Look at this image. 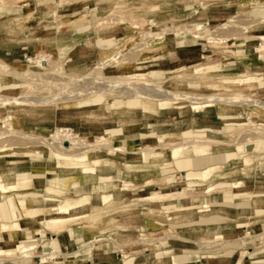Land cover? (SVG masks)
<instances>
[{
    "label": "rangeland",
    "instance_id": "obj_1",
    "mask_svg": "<svg viewBox=\"0 0 264 264\" xmlns=\"http://www.w3.org/2000/svg\"><path fill=\"white\" fill-rule=\"evenodd\" d=\"M169 1L0 0V148L13 145L30 147L0 153L1 166L30 173V158L38 156L39 148L45 147L41 142H46L48 138L57 142L63 138L71 139L80 148L79 151L96 150L101 157H107L108 147L115 146L120 156L113 159L108 155L114 161L112 164L101 163L96 174L86 173L89 180L81 186L79 194L74 192L72 182L62 192L46 191L50 185L46 177H53L57 170L53 153L52 161L41 163L43 177L40 176L37 182L31 181L19 193L39 197L40 205H46L45 197L63 201L67 197L90 195L93 193L92 184L107 177L115 185L110 186L105 195L126 191L124 200L110 197L106 205L103 198L98 197L94 204L102 206L99 210L101 217L95 215L91 205L84 206V213L68 224L72 230L76 229L78 236H74L72 231L67 234V246L63 252L57 240L60 233L53 235L41 228L22 233L19 237L23 246L21 252L9 256L0 250L2 264L16 260H21L22 264H64L66 257H70V262L68 260L65 264H93L92 256L105 249L113 254L110 257L107 255L108 260L116 264H126V260H132L130 264H138L142 259L156 256L166 258L167 264H183V258L196 260L203 256L202 249H217L220 246L226 249L237 246L230 264H254L255 259L264 254V142H259L264 140V108L260 106L264 103V59L261 58V62L255 65L250 57L240 60L236 52L261 43L259 46L263 45L264 53V40L260 38L264 34V5L242 6L237 0H172L173 4L167 6ZM124 25H128L125 27L127 30L121 28ZM131 25H137V28ZM106 26L118 28L97 35ZM172 35L174 41L168 42L167 56L163 57L160 53L154 60L151 46L171 39ZM126 38H131L130 44L117 54L116 46ZM212 38L224 40L217 43ZM111 52L114 57H110ZM250 52L247 50L245 53ZM13 62H17V66ZM124 63L132 68L121 69ZM210 65H217L218 69L196 72V68ZM248 76L252 80L246 81ZM225 78L237 81L224 82ZM95 79L99 82L97 86L94 85ZM239 79L244 80L240 82ZM130 87L133 89H128ZM95 88L105 93H97L99 91ZM127 89L130 98L126 94L129 92ZM137 89L144 96L146 91L151 92L150 89L157 91L148 95L153 97L155 109L128 108L124 103L119 106L124 112L114 116L111 101H127ZM163 90L177 94L178 99L174 100L178 105L184 104L189 108L182 122H177L175 118L177 105L168 115L157 108L156 99L162 97ZM123 91H126L125 94L121 93ZM136 92L138 90L134 91L132 98ZM209 97L229 99V103L225 104L228 109L223 111L225 116L212 106L209 107L211 115H196L199 124L195 125L193 115L196 111L190 108L191 103L203 102ZM21 100L26 102L19 103ZM208 103L214 104L215 101ZM18 108L27 112L20 113L19 121L14 123L10 111ZM69 115L73 118L55 122ZM129 118H134L129 122L131 129L124 130L125 123L118 120ZM43 120L50 122L47 132L40 129L45 128ZM90 125L98 130L84 132L83 129ZM184 130L192 131V135H200L207 141L211 153L208 156L219 157L216 163L203 161L193 168L200 171L209 165L217 166L208 178L195 181L198 184L196 188L189 187L187 190V197L197 201L193 209L195 212H172L174 218L169 220L166 214L156 217L142 207H126L130 204L127 202H134L128 195L162 192L164 189L173 193L168 205L184 206V199L179 200L176 191L182 190L188 183L189 168L184 167L185 163L198 159L191 152L193 144L190 143L194 137H185ZM242 134H245L244 141ZM255 141L256 144L259 142L258 148L252 143ZM177 144L183 146L182 151H188L187 155H171V149ZM239 145H245V148L239 150ZM247 145H252V149H248ZM127 151L137 156L144 153L147 157L154 153H166L167 156L158 157L163 163L160 167H151L147 175L135 177L131 176L134 171L123 164L129 161L125 157ZM9 158L15 159V163H8ZM79 174L77 171L75 176ZM235 183L238 187L232 186ZM17 193L0 194V202ZM203 205L211 207L202 208ZM209 208L212 210L203 216L201 210ZM146 221L153 226L144 228ZM222 225L225 226L224 231H207L208 227ZM218 233L223 236L215 238ZM99 234L105 236L99 239L101 242L97 239ZM46 248L48 252L44 251ZM70 252L77 254L66 256ZM209 255H213L212 252ZM173 257H176V262ZM42 259H47V262L43 260L40 263Z\"/></svg>",
    "mask_w": 264,
    "mask_h": 264
},
{
    "label": "bare ground",
    "instance_id": "obj_2",
    "mask_svg": "<svg viewBox=\"0 0 264 264\" xmlns=\"http://www.w3.org/2000/svg\"><path fill=\"white\" fill-rule=\"evenodd\" d=\"M56 1L59 2V0H56ZM237 2L240 3V5H242V6H248V5L256 6V4L264 5V0H237ZM172 4H173V2H172V0H170L169 4H167V6H171ZM127 26L128 25H124L121 28L127 30L125 28ZM131 26L137 28V25H131ZM195 27H197V29H200V26L197 25V24H195ZM117 28L118 27H116V26H106V27L102 28L101 31H98L97 35H103V34H106L108 32H112L114 30H117ZM179 34H180V32H179ZM260 38H261V40H264V34H261ZM130 39L131 38H126L123 42H121L118 46H116L117 54H121L122 51L124 50V48L128 47V45L131 42ZM212 39H213L214 42H217V43H220V42L222 43L223 40H224V39L215 40L214 38H212ZM166 41H167V43H166ZM173 41H174V38H173V35H172L171 39L167 38V40L166 39L163 40V41L161 40L160 42L153 44L151 46L153 48V53H154L153 59L157 60L156 57H158L160 53L162 54L163 57H166L167 56V47H168L169 43H172ZM260 44H255L252 47L246 48V49H238L236 52L239 55V59L240 60H244L245 57L246 58L250 57L249 59H250L251 63H253L255 65L259 64L261 62L260 59L261 58L264 59V53L262 51L263 50V45L261 47V46H259ZM247 50H250L251 52L246 54L245 52ZM138 52L140 53L141 50H139ZM110 57H114L113 52L110 53ZM204 58H205V56H204ZM154 63H156V62H154ZM12 64L17 66L18 63L17 62L16 63L13 62ZM219 64H221V63H219ZM217 65L199 67V68H196V72H199L201 70L208 71V70H212L214 68L218 69ZM109 66H111V65L109 64ZM139 67L140 66H138V68ZM129 68H132V67L128 63H124L123 66L121 67V69H129ZM219 69H220V67H219ZM154 78H155V76H154ZM102 80L105 81V83H107V84L109 82V80H108V82L105 79H102ZM243 80L244 79H239L240 82L243 81ZM245 80L246 81H250V80H252V77L248 76V77L245 78ZM233 81L236 82L237 79L225 78V80H224V82H233ZM90 82H91V79H90ZM95 82H96V79H95ZM100 82H102V81L100 80ZM120 82H121V84L123 83L122 81H120ZM120 82H119V84H120ZM92 83H94V82H92ZM97 83L99 84V82H96V84L94 83V85L97 86L98 85ZM127 83H131V82H127ZM89 85H88V87H89ZM124 85L127 86L126 83ZM132 85H135V84H132ZM118 86H120V85H118ZM146 86H149V85H146ZM151 86L153 87V86H156V85H150L149 87H151ZM136 87H137V85H136ZM106 88L107 87H105V89ZM117 88L118 87H116L115 89H117ZM122 88L124 89V87H122ZM192 88H194V87H192ZM87 89H89V88H87ZM87 89H86V91H87ZM128 89H133V88L130 87ZM134 89H135V87H134ZM93 90H94V88L91 91H93ZM111 90H113V89H111ZM125 90H126V87H125ZM137 90H138V93L136 92L135 97L132 98V96H133L132 94L134 93V91H137ZM137 90L133 91V93L131 94V99H128L127 101L112 100L111 104H110L111 113L114 116L117 115V114L123 113L124 111H122V110L120 111L119 106L121 104H124V103H126L129 106L128 108H133L134 106H140L144 111H146V110H154L155 109V107H154L155 106L154 105V99H153L152 96L148 97L149 93L151 95V92H153L154 90L152 89L153 90L152 91L150 89L151 92H149V90L146 91L148 94L145 93L146 94L145 96L142 94L143 93L141 91L142 89L140 90L142 93L139 92V89H137ZM89 91L90 90H88V92ZM97 91H99V90H97ZM163 91L165 92V90H163ZM107 92H109V90ZM117 92H119V91H117ZM125 92L123 91L121 93L125 94ZM156 92L157 91H155L153 93L155 94ZM92 93H94V92H92ZM97 93H102V91L101 92L99 91ZM104 93H102V94H104ZM129 93H130V91L126 93L127 96H128ZM94 94H96V92ZM107 94L109 95L110 93H107ZM184 94H183V96H184ZM193 95H194V93H193ZM121 96H126V95H121ZM159 96H161V95H159ZM185 96L188 97V95H185ZM236 96H238V95H236ZM113 97L114 96H112L111 98H113ZM116 97H119V96L117 95ZM234 97H235V95H234ZM121 98H123V97H121ZM128 98H130V94H129ZM174 99H178L177 94L171 93V92H165L162 95L161 98L156 99L158 101V103H157L158 107L157 108L159 109V111L161 113L168 115V114L172 113L171 112L172 108H174V106L177 105L176 106L177 109H176V112H175V114H176L175 118H176L177 122H182L184 120L185 115L189 112V108L186 105H184V104L183 105L182 104L178 105L177 101H175ZM182 99H184V98H182ZM188 99H190V98H188ZM203 99H201V100H203ZM236 99H238V98H236ZM212 100L215 101L214 104L213 103H208L209 101L212 102ZM228 101H229V99H224V98H219V97H214V98L209 97V98H207L206 101H203V102L193 101L191 103V107L190 108H192V109H194L196 111L194 113V115H193L194 124L195 125L199 124L196 115H198V114H203L205 116L211 115L212 109L209 108V107H212V106L215 107V109L217 110V112L220 115L225 116L223 114L224 113L223 111L228 109V107L226 106L227 105L226 103ZM234 101H235V99H234ZM234 101H232V102H234ZM236 101H238V100H236ZM239 101H241V100H239ZM25 102L26 101L21 100L19 103H25ZM36 102L34 101V103H36ZM250 102H251V100H250ZM203 103H205V104H203ZM252 103H253V101H252ZM252 103H250V104H252ZM239 105H241V104H239ZM260 106L262 108H264V103L263 104L261 103ZM231 108H233V107L231 106ZM23 112L24 113L27 112L26 109H21V108L19 109L18 108V109H14V110L10 111V115H11V118L14 120L13 121L14 123L19 121L18 116L20 115V113L22 114ZM64 118L65 119H72L73 116H70V115L69 116H63V117H61L59 119H56L55 122L56 123H61V122L64 121ZM248 119H249V117H248ZM132 120H134V118L120 119V120H118V122L125 123L124 127H123L124 130H129V129H131V125H129V122H131ZM86 121L87 122H92V121H89V120H86ZM49 123H50L49 120H43V124L42 125H44L45 128L40 127L42 125H40L38 127H40L41 130L47 132V131H49L47 129V125ZM97 130H98V128L96 126H92V125H90L87 129H83L84 132H91V133H93L94 131H97ZM209 130L210 129H208V131ZM197 131H199V130H197ZM205 131H207V130H205ZM215 131H217V130H215ZM191 132L189 130H184L183 135L185 137L190 136V139L192 138V136L194 137V140L192 141V143H190V144H193L192 147H191V152L198 159H193L191 161H187L186 163L184 162L185 163L184 167L189 168V169H187V180H188V183H187V186L185 188L183 187L182 190L176 191L177 194H178L177 196H180L179 200L184 199L183 200L184 201V206L171 207L170 205H168L170 203V200H172L173 193L171 191H168V190L164 189V191H162V192H153V193L128 195L129 199L131 198L132 200H134V202L133 203L131 201L127 202V203H130V204H126L125 205L126 207L131 208L132 206L133 207L134 206H139V207H142L143 210L146 209L148 214H154L156 217H160V216H162V214H166L165 216L169 220H172L174 218L173 215L171 214L172 212L173 213L177 212V214L178 213L179 214H184V213H187V212H191V213L195 212V210H193V209L195 208L197 201L194 198H190V197L188 198L187 197V190H188L189 187H192L193 189L196 188V186L198 184H196L195 181L199 180V179L208 178V176L210 175L211 171L213 169H215L217 166L214 165V164L213 165H209V166L205 167L203 170H200V171H195L193 168L196 167L197 165H200V163H203V161H207V162L209 161V162H215L216 163V161L219 159V157H217V156H208L211 153L209 152V144L207 143V141L204 138L200 137V135H192ZM233 134H235V133H233ZM253 134H255V133H253ZM257 134L258 133H256V135ZM242 135H244L242 137L243 141H244L245 134H242ZM238 137H240V136H238ZM45 141L46 142H41L42 144L45 145V147L39 148L40 150H38V153H37L38 156H34L33 155V157L30 158V163L32 165V170H31L30 173L19 171L18 169H14V168H3L1 166V163H0V194H10V192H14V191L18 192L15 196L8 195L3 202H0V250H3L6 253V255H9V256L14 255L16 252H21L20 249L23 246L21 245L22 244L21 241H19V237H21L23 235L22 234L23 232L31 231V230H35L36 231L37 229H41V228H44L46 231H48V233H52L53 235H55L56 233H60V236L57 238L58 243L60 245H62V246H67L66 243H65L66 236H67L68 233L70 234L71 231H72V228H71L72 226H69L68 224L72 220L76 219L78 216H80L81 214L84 213V211L86 210V208H84V206L91 205L90 208H92L93 210L96 211L95 215L101 217L102 213H99L100 212L99 210L102 209V206L94 204V202L98 199V197H100V198L102 197L103 198L102 201L104 202V205L107 204V202L110 200L109 199L110 197H115V198H117V200H121V201L124 200V198H126V195H125L126 191H125V193L120 192V191L113 192V194H112L113 196L112 195H105L104 192H106V190L108 188H110V186L114 187V185H115V183L112 182V179L108 178V177L106 179L102 178L101 180L97 181L96 183H93L92 186H91V188L93 189V193H91L90 195H87V194L83 195L82 194V195H79L77 198L67 197L63 201H56V200H54L51 197H45L44 203L46 205H40L41 201H40L39 197H34V196H30V195L20 194L19 192L21 190L27 188L30 185L31 181L37 182V180L40 179V176L43 177L44 174L42 175L41 172H42L44 167H42L41 163H43L44 160H45V163H46V161L47 162L52 161V156H53L52 153L56 157L55 166H56L57 170L55 171V174L53 175V177H46L47 181L50 183V185L46 188V191L47 192H52V191L62 192V190L68 185V183L72 182V185H73V188H74V192L76 194L80 193V191L82 190L81 186L85 185L86 182L89 180V179L86 178V175H85L86 173H94V174H96V171L98 170L97 167H99L98 165H100L101 163H103L104 165L112 164L114 161H112V159H109L108 155L112 156L110 158H113V159H115L118 156H120L119 153H117L119 151V149L117 147H115V146H109L108 147V155H107V157H105V156L101 157V155L97 154L96 150L92 151V149H88V150H85V151H79L80 148L78 146L76 147V143L74 141H72L71 139H68V138H63L60 142H57V141H55L53 139L49 140V138H48V140L45 139ZM235 142L238 143L237 141H235ZM259 142L263 143L264 140H261ZM259 142L257 144H256V141L252 142V143L256 145V148H258L259 147ZM239 143H240V141H239ZM187 144H184V145H187ZM226 144H229V143H226ZM180 145H178L177 147H173L171 149V155L172 156L187 155L188 151H182V147L183 146L181 147ZM251 146L252 145H247V148L250 149ZM27 148H30V147H21V146H18V145H13V146H10V147L6 146V147L0 148V153L16 152V151H19V150H26ZM189 148H190V146H189ZM238 148H239V150L241 148L244 149L245 145H239ZM242 150H241V152H242ZM260 150H262V149H260ZM260 150H258V151L260 152ZM46 151H47V154H44ZM237 152H239V151L237 150ZM161 155H163L164 157L167 156L166 153H163V154L154 153L152 155L150 154L147 157L146 154L144 153V154H141V156L139 155L140 156L139 157V156H137L136 153H132V152L127 151L125 157L128 158L127 160H129V161H125L123 164L125 165V167H127V168L131 169L132 171H134V172H132L131 176H135V177L144 176V175L148 174V172H149L151 167H160L161 165H163V163L161 164L160 159L158 158ZM240 156H242V155H240ZM242 157H244V156H242ZM248 157L250 159H252V157H250V156H248ZM15 161L16 160L13 159V158H9L8 159V163H10V164L15 163ZM48 166H50V165H48ZM77 171L80 172L78 177L75 176ZM179 171H181V170H179ZM124 182H123V184H124ZM215 186L217 187L218 184L215 185ZM232 186L238 187L237 183H235ZM213 188H215V187H213ZM210 189H212V188H210ZM125 190H127V189H125ZM230 190H228V191H230ZM127 191H129V190H127ZM226 200H227V198H226ZM53 201H56V203H53ZM203 207L205 208V207H211V206L203 205L202 208ZM210 210H212V209L209 208L208 210H201V213H202L203 216H205L207 214V212L210 211ZM39 225H42V226H39ZM152 226H153V223H151L150 221H146V225L144 226V228H146V227L149 228V227H152ZM224 227L225 226H223V225L220 226V227H215V228L214 227H212V228L208 227V230H223ZM222 236H223V234L218 233V234L215 235V238H221ZM104 237L105 236L99 234L97 239L99 240V239L104 238ZM256 237H258V236L256 235ZM260 249H262V247ZM44 251L48 252L49 249L46 248ZM46 254L47 253H45V255ZM108 257H110V256L108 255ZM175 258L176 257H173L174 262H176ZM43 260L45 262H47L46 261L47 259L46 260L42 259L40 263H43L44 262ZM2 261L3 260L0 258V264H2ZM131 261L132 260H126L125 263L126 264H130ZM47 264H57V263L53 262V263H47ZM99 264H116V263L114 261L108 260L107 262H101ZM138 264H167V261H166V258H160V257L156 256V257H153V258L142 259V260H140L138 262ZM254 264H264V261H260V260L255 259Z\"/></svg>",
    "mask_w": 264,
    "mask_h": 264
},
{
    "label": "crops",
    "instance_id": "obj_3",
    "mask_svg": "<svg viewBox=\"0 0 264 264\" xmlns=\"http://www.w3.org/2000/svg\"><path fill=\"white\" fill-rule=\"evenodd\" d=\"M207 231H208V229H207ZM220 231H224V229L220 230ZM72 232L74 233L73 234L74 236H78V232L76 231V229L72 230ZM101 241L102 240H98V242H101ZM64 247H66V246H61L60 247L61 252H63V248ZM222 248H224V247L220 246L217 249H202L201 255H203V256L197 258L196 260L190 259L189 257L188 258H183L185 260H183L182 263L183 264H230V262H231V260L233 258V254H235V252H237V246H234V247L232 246L229 249L228 248L227 249L226 248L222 249ZM211 252H212L213 255H209V254H211ZM76 254H77L76 252H70L66 256H71V255H76ZM107 255L113 256L112 253H107V249H105L103 251H99L97 254H94L92 256V258H91L93 260V262H94L93 264H99L101 262H107L108 261ZM24 258H28V257H24ZM102 258H103V260H101ZM69 259H70V257H68V258L66 257V260L63 261L64 264ZM74 260L75 259H73L71 261H74ZM257 260L264 261V254L261 253V255H259L257 257ZM90 261L91 260L89 259L88 262H90ZM68 262H70V260ZM6 263L7 264H22V261L21 260L20 261L16 260V261H8Z\"/></svg>",
    "mask_w": 264,
    "mask_h": 264
}]
</instances>
